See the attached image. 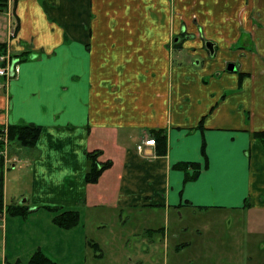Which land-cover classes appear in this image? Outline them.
<instances>
[{
  "label": "crops",
  "instance_id": "obj_1",
  "mask_svg": "<svg viewBox=\"0 0 264 264\" xmlns=\"http://www.w3.org/2000/svg\"><path fill=\"white\" fill-rule=\"evenodd\" d=\"M10 1L16 33L0 12V53L19 73L0 78V129L42 132L0 157L2 205L12 195L32 212H78L62 232L82 245L105 216L123 225L144 213L175 226L152 231L165 250L186 231L177 218L197 213L235 214L229 226L264 243V0ZM94 151L112 167L87 184Z\"/></svg>",
  "mask_w": 264,
  "mask_h": 264
},
{
  "label": "rangeland",
  "instance_id": "obj_2",
  "mask_svg": "<svg viewBox=\"0 0 264 264\" xmlns=\"http://www.w3.org/2000/svg\"><path fill=\"white\" fill-rule=\"evenodd\" d=\"M10 171L12 173L13 170ZM11 198L12 195L8 207H24L30 213L26 218H13L6 214V221L0 222V264H28L38 251H43L57 264H264V243L259 238L262 235L258 237L255 234L248 239L242 236L246 233L242 225L230 227L232 219L236 223L235 214L231 218L215 213L186 214L177 218L178 229L186 231L180 238L172 240L168 250L152 231L161 226L172 233L176 230L172 221L166 224L162 218L152 220L144 213L122 225L115 216L109 215L103 218L105 227L102 230L98 229L96 233L92 229L97 241L82 245L78 242L81 236L70 234L66 237L62 232L64 229L53 222L50 213L31 212V206L23 203V198L16 201ZM94 214L89 212V223L96 221ZM244 218L243 221L248 220ZM90 244H98L99 249H94ZM186 244L191 245L187 249L181 246L184 248L181 251L174 249ZM71 245L80 258H67L75 255L73 250L66 257L65 252L69 251L67 247L71 249ZM63 247L65 252L62 250L59 253Z\"/></svg>",
  "mask_w": 264,
  "mask_h": 264
},
{
  "label": "trees",
  "instance_id": "obj_3",
  "mask_svg": "<svg viewBox=\"0 0 264 264\" xmlns=\"http://www.w3.org/2000/svg\"><path fill=\"white\" fill-rule=\"evenodd\" d=\"M8 6V0H0V12H5ZM6 53L4 50L0 55ZM2 130L0 129V133ZM42 129L40 127L33 126H9L8 127V139L9 143L18 142L21 147L24 148H35L39 138L41 136ZM154 137H159L161 140H165V132L160 131H152ZM255 137L264 142V132L255 133ZM156 141V140H155ZM101 156L100 151H94L88 153V161L89 167L86 175L87 184H97L99 180L103 176V174L112 167V162L107 161L105 163L99 162V158ZM177 168L188 172V169L194 168L196 170L193 176H190L188 173L186 174V180L191 181L198 177L199 170L198 165L193 163H184L181 165H177ZM2 198H3V182H1L0 187V206H2ZM50 213L54 214L53 222L64 230H71L76 228L80 223V215L76 211H65L62 208H52L47 207ZM8 214L14 217H28L30 213L24 207H8ZM32 212V210H31ZM94 249H99L98 244H90ZM18 264V263H17ZM28 264H57L54 260L49 258L43 251L36 252L32 258L30 259Z\"/></svg>",
  "mask_w": 264,
  "mask_h": 264
},
{
  "label": "built area",
  "instance_id": "obj_4",
  "mask_svg": "<svg viewBox=\"0 0 264 264\" xmlns=\"http://www.w3.org/2000/svg\"><path fill=\"white\" fill-rule=\"evenodd\" d=\"M6 16L8 17V27L10 30L11 37H14L16 33V23L14 21V14L11 9V1L8 0V6L5 11ZM19 73V61L11 55L9 52H6L3 55H0V78L4 80L5 84H8L14 78L17 77ZM9 139H8V130H3L0 133V157H6L8 151ZM144 145L146 146H155V139H150L145 141L143 145L137 147L139 152L144 151ZM7 214V207L2 205L0 206V222H4L5 215Z\"/></svg>",
  "mask_w": 264,
  "mask_h": 264
},
{
  "label": "water",
  "instance_id": "obj_5",
  "mask_svg": "<svg viewBox=\"0 0 264 264\" xmlns=\"http://www.w3.org/2000/svg\"><path fill=\"white\" fill-rule=\"evenodd\" d=\"M23 202H25V201H23Z\"/></svg>",
  "mask_w": 264,
  "mask_h": 264
}]
</instances>
